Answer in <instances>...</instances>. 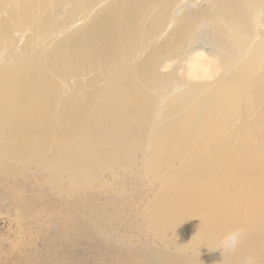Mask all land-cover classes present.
<instances>
[{"label":"bare ground","instance_id":"bare-ground-1","mask_svg":"<svg viewBox=\"0 0 264 264\" xmlns=\"http://www.w3.org/2000/svg\"><path fill=\"white\" fill-rule=\"evenodd\" d=\"M2 177L119 183L129 263L264 264V0H0Z\"/></svg>","mask_w":264,"mask_h":264},{"label":"rangeland","instance_id":"rangeland-1","mask_svg":"<svg viewBox=\"0 0 264 264\" xmlns=\"http://www.w3.org/2000/svg\"><path fill=\"white\" fill-rule=\"evenodd\" d=\"M6 181L0 178V264H150L126 260V247L120 240L126 228L114 215L115 205L119 207V183L106 189L104 195L93 192L88 206L81 207L71 197L54 196L47 185L42 193L34 191V183L23 190V201H4ZM139 245L137 242L134 248ZM120 249L124 254L117 256L113 250Z\"/></svg>","mask_w":264,"mask_h":264},{"label":"clouds","instance_id":"clouds-1","mask_svg":"<svg viewBox=\"0 0 264 264\" xmlns=\"http://www.w3.org/2000/svg\"><path fill=\"white\" fill-rule=\"evenodd\" d=\"M242 241V235L239 231L233 232L222 239L216 246V248L210 252H216L218 254L219 264L221 260H230L238 251L240 243ZM242 264H256L253 256H245Z\"/></svg>","mask_w":264,"mask_h":264}]
</instances>
